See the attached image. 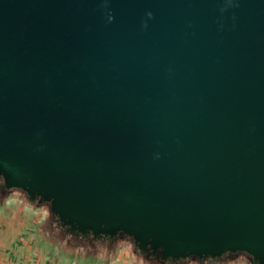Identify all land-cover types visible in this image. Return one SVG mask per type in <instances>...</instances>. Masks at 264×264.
Masks as SVG:
<instances>
[{"label":"water","instance_id":"1","mask_svg":"<svg viewBox=\"0 0 264 264\" xmlns=\"http://www.w3.org/2000/svg\"><path fill=\"white\" fill-rule=\"evenodd\" d=\"M98 2L0 0L9 182L168 251L264 255V0L222 30L220 0H112L109 24Z\"/></svg>","mask_w":264,"mask_h":264},{"label":"clouds","instance_id":"2","mask_svg":"<svg viewBox=\"0 0 264 264\" xmlns=\"http://www.w3.org/2000/svg\"><path fill=\"white\" fill-rule=\"evenodd\" d=\"M111 5L112 0H99L97 5L105 24L115 19ZM239 6L240 0H220L218 29L224 28V12ZM231 18L235 24V12ZM153 19V11L146 9L140 31H146ZM187 27H193L191 20ZM172 71L171 66L166 68L168 74ZM43 134L39 130L34 136L39 139ZM43 148L37 144L33 150ZM160 156L158 151L152 153L153 159ZM8 172V162L0 160V264H264V255H257L250 246L168 251L163 244H155L152 236L145 241L125 225L70 214L54 194L34 187L31 175L10 183Z\"/></svg>","mask_w":264,"mask_h":264}]
</instances>
